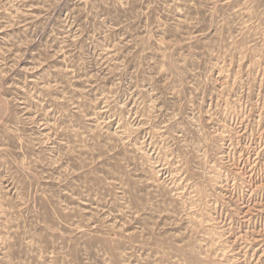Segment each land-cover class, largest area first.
I'll list each match as a JSON object with an SVG mask.
<instances>
[{
  "label": "rangeland",
  "instance_id": "374dc122",
  "mask_svg": "<svg viewBox=\"0 0 264 264\" xmlns=\"http://www.w3.org/2000/svg\"><path fill=\"white\" fill-rule=\"evenodd\" d=\"M0 264H264V0H0Z\"/></svg>",
  "mask_w": 264,
  "mask_h": 264
}]
</instances>
